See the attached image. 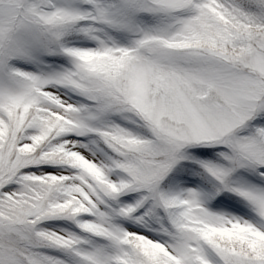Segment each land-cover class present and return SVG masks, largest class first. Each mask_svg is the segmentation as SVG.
Wrapping results in <instances>:
<instances>
[{
    "label": "snow or ice",
    "instance_id": "6c2138e0",
    "mask_svg": "<svg viewBox=\"0 0 264 264\" xmlns=\"http://www.w3.org/2000/svg\"><path fill=\"white\" fill-rule=\"evenodd\" d=\"M0 264H264V0H0Z\"/></svg>",
    "mask_w": 264,
    "mask_h": 264
}]
</instances>
